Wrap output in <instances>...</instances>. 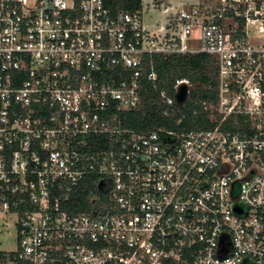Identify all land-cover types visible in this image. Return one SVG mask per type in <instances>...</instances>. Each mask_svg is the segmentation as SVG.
I'll return each instance as SVG.
<instances>
[{"label": "built area", "instance_id": "1", "mask_svg": "<svg viewBox=\"0 0 264 264\" xmlns=\"http://www.w3.org/2000/svg\"><path fill=\"white\" fill-rule=\"evenodd\" d=\"M143 10L0 0V215L18 237L0 264H264V0L184 4L156 29ZM198 53L218 67L212 126L125 127L157 80L145 58ZM183 85L186 102V79L160 93L166 116Z\"/></svg>", "mask_w": 264, "mask_h": 264}, {"label": "trees", "instance_id": "2", "mask_svg": "<svg viewBox=\"0 0 264 264\" xmlns=\"http://www.w3.org/2000/svg\"><path fill=\"white\" fill-rule=\"evenodd\" d=\"M105 2L114 13H139L143 10L142 0H105ZM145 63L147 71L150 67L154 68L157 80L155 82L144 80L140 107L121 115L125 127L137 132H150L162 127L190 130L212 126L205 122L207 114L203 112L199 102L214 100L218 85V67L215 58L205 53L154 55L146 57ZM183 79L188 80L192 85L190 95L184 105L178 104L175 112L166 116L160 93L166 92L167 95L174 96L177 81ZM194 111H197V116H194ZM183 114L187 115V119L183 121L181 127H178L177 121ZM92 181V179L86 180L77 189L74 199L77 198L78 201L72 204L74 211L90 209V196L98 194V186Z\"/></svg>", "mask_w": 264, "mask_h": 264}, {"label": "rangeland", "instance_id": "3", "mask_svg": "<svg viewBox=\"0 0 264 264\" xmlns=\"http://www.w3.org/2000/svg\"><path fill=\"white\" fill-rule=\"evenodd\" d=\"M193 1L197 3L202 0H145L143 3V19L148 26L156 25L164 21L165 15L162 9H166L172 5L176 9L182 7L184 3ZM173 11H169L171 14ZM18 244L17 229L15 227V217L8 215H0V251H14Z\"/></svg>", "mask_w": 264, "mask_h": 264}, {"label": "water", "instance_id": "4", "mask_svg": "<svg viewBox=\"0 0 264 264\" xmlns=\"http://www.w3.org/2000/svg\"><path fill=\"white\" fill-rule=\"evenodd\" d=\"M187 96V87L183 85L177 94L176 98L179 103H184Z\"/></svg>", "mask_w": 264, "mask_h": 264}, {"label": "crops", "instance_id": "5", "mask_svg": "<svg viewBox=\"0 0 264 264\" xmlns=\"http://www.w3.org/2000/svg\"><path fill=\"white\" fill-rule=\"evenodd\" d=\"M199 2V1H198ZM190 3H193V1H188V3H184V4H190ZM183 4V5H184ZM166 9H169L168 10V12H164V10L165 9H162V14L163 15H165V17L167 16V14H169V11L171 10V11H175V10H177L175 7H174V5H172V6H170V7H168V8H166ZM164 20H165V18H164ZM164 23V21L163 22H161V23H156V25H152V26H148V27H150V28H154V29H156V28H158V26H160V25H162Z\"/></svg>", "mask_w": 264, "mask_h": 264}]
</instances>
